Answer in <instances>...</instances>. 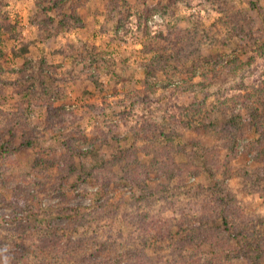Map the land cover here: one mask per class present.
Wrapping results in <instances>:
<instances>
[{
    "label": "rangeland",
    "instance_id": "rangeland-1",
    "mask_svg": "<svg viewBox=\"0 0 264 264\" xmlns=\"http://www.w3.org/2000/svg\"><path fill=\"white\" fill-rule=\"evenodd\" d=\"M112 8L116 16H112ZM0 14L16 22L21 33L17 41L0 33V50L8 57L0 60V78L8 84L20 81L22 90L32 89L30 96H25L12 85L7 88L6 99L0 103V128H24L27 123L11 122L18 119L42 132L49 116L44 107L48 100L38 96L36 87L44 81L51 83L54 77L61 80L58 85L64 95L49 99V104L59 113L72 115L65 129L76 138L77 148L103 146L108 158H128L136 153L148 163L154 158L150 150L167 144L166 136L154 130L159 126L164 135L180 133L170 155L188 170L171 182L153 173L147 183L153 197L126 181L112 186L109 194L96 196L100 187L91 181L81 184L76 192L65 188L62 194H54L48 188L37 199L29 198L36 215L0 203V264H9L10 255L24 258L25 264H72L67 263V253L59 254L55 261L51 250L45 249L47 232L42 224L59 230L65 240L72 238V254L92 258L89 264H102L108 259L106 252L92 240L85 243L84 232L88 236L98 233L104 239L109 234L117 238L128 235L137 221L131 217L134 207L175 224L180 217L169 205L166 209L167 198L183 204L206 201L208 190L221 182L241 208L235 213L246 217L241 221L236 218L238 236H219L223 250L216 253L212 246L201 243L203 238L212 242L216 236L210 220L199 221L206 216L201 215L188 220L182 231L188 238L186 249L178 255L158 243L162 255L157 258L162 264H264V134L258 125L246 127L232 154L230 137L223 139L212 131L195 133L173 119L177 108L199 103L209 106L217 102L219 93L240 102L241 112L252 107L264 114V0H61L58 8L54 0H0ZM72 14L81 16L84 28L71 26ZM64 18L67 28L60 25ZM174 24L175 34L169 37ZM232 28L252 37L250 45L240 47L242 38L234 36ZM163 38H171L186 51L169 58L166 54L171 50L162 54ZM22 42H32L28 53L13 58L12 50ZM150 64L155 67L151 75L146 70ZM227 117V113H218L217 125L222 126ZM71 121L75 122L73 129ZM29 132L34 134V130ZM23 136L15 143L20 144ZM192 141H199L200 147L193 148ZM204 151L210 158H203ZM16 158L15 164L0 162L7 202L13 189L23 184V173L32 169L35 152L23 148ZM106 201L114 205L117 217L94 219L98 215L92 209ZM67 208L80 211L90 220L88 225L82 222L73 230L79 224L67 216ZM192 230L201 241L190 239ZM133 239V249L144 245L137 235ZM146 253L154 256L150 248Z\"/></svg>",
    "mask_w": 264,
    "mask_h": 264
},
{
    "label": "trees",
    "instance_id": "trees-1",
    "mask_svg": "<svg viewBox=\"0 0 264 264\" xmlns=\"http://www.w3.org/2000/svg\"><path fill=\"white\" fill-rule=\"evenodd\" d=\"M60 1L61 0H54V4L57 8ZM111 12L112 16H116V11L113 8L111 9ZM223 13L224 15L226 14L225 11ZM69 18L73 21V24H71L73 28H84L81 16L78 14H72ZM65 19L67 18H64L60 22V25L67 28L69 24ZM175 29L176 27L174 24L171 26L169 37L171 34H175ZM232 30L235 33L234 36H238V38L240 36L242 38L240 47L243 45H250L253 40L252 37L240 34V31H237L234 28H232ZM0 33L8 35L9 38L14 41L21 38L18 24L16 22L13 23L11 18L7 15L0 14ZM179 39H181L180 35ZM163 40H166V44L162 46V54L163 52L165 53V51L171 50L166 54L169 58L174 56L175 53L178 54L180 51H186V49L177 47L171 38H163ZM190 41L192 45L196 44L193 39H190ZM31 45L32 42H22L20 48L12 50L13 58H20L26 55ZM7 59V54L0 50V60L6 61ZM154 69L155 67L151 66V64L146 67L149 75L154 72ZM60 81L61 80L52 77L51 83L44 81L43 84L36 87L38 96L46 101L48 100L47 103L45 102L46 105L44 103L39 104V107H43L44 104V107L49 110L47 124L42 132L39 133L37 128L30 129L28 122L18 119H16L17 121L11 120V122H24L27 123V125L24 126V128L18 126V129L15 128L16 125H8V128H0V162L15 164L17 162V154L23 148L35 152V160L32 169L23 173V184L13 189L11 200L9 202L6 201L7 186L4 183V177L0 170V203H3L4 206L8 207L15 205L21 209L22 214L34 213L36 215L37 212L31 207L29 198L37 199L38 195L44 193L48 188L54 194H62V191L65 188H71L76 192L81 184L91 181L98 184L100 187L96 196L101 195L102 193L109 194L112 186L122 185L126 181L135 188H139L144 194L148 193L150 197H153L152 192L147 188L148 180L153 173H156L159 179L166 178L170 182L175 178H182L186 175L188 170H185V165L178 164L175 158L170 155L172 151H174L173 147H175V138L180 135L177 130L172 136V134L164 135V132L161 131L159 126L154 128V130L157 129L160 131L164 137L166 136L167 144L164 147H155L154 151L151 149L150 155L153 154L154 158L148 163H145L141 158H138V154L136 153H132L128 158H108V155L103 152V146L99 148H91L90 150L77 148L76 138L69 130L66 131L67 128L65 129L66 124L73 118L72 115L64 112L59 113L58 108H53V106L49 104L52 102L49 101V99H57L64 95V90L58 85ZM19 83L20 81L15 80L14 84H8L0 78V103L5 101L6 90L11 85L16 87L17 91L20 90V94L30 96L32 89L26 87L22 90ZM220 94L221 93L215 96L217 102L212 103L209 106L204 103H199L190 108H177L176 112L173 113V119L184 123L190 131L195 133L212 131V133L214 132L218 136H223V139L230 137V140L228 141L230 144L229 147L232 154H235L240 133H242L246 127H257L256 125H258L259 132L264 134V129H262L264 128V114H260L256 109L253 111L251 109L252 107H248L246 112H241L239 111L240 102L236 99L235 102L233 98L224 94V96H221ZM229 104L233 105L231 107L232 109L230 108L231 111L227 110ZM23 108L24 107L19 105L20 112H23ZM241 108L243 109L244 106ZM218 113H227L230 116L227 117L229 120H225L222 126L217 125ZM11 115L13 116L14 113ZM74 124L75 122L71 121V129L75 127L73 126ZM30 130H34V134L30 133ZM21 134L24 136L20 144L15 143L14 140H17ZM191 143L193 148L200 147L199 141H192ZM259 146L263 147V140ZM179 149H182V147ZM207 152L208 151H204V153H202V156L205 159L210 158V155H208ZM211 174L213 175L212 169ZM160 188H162V190L164 189L163 186H160ZM19 193H24L26 197H21ZM185 193L186 195L188 194V192ZM208 193L209 200L202 202L190 200L189 203L187 202L183 204L176 201L171 202L169 201V198H167L168 200H165L167 201L166 209L167 205H169L175 216L180 217L175 224L170 221L160 220L156 215L148 214L147 212H140L139 208L136 209L134 207V212H131V217L137 219V221L136 224L133 225L132 231L129 230L131 232L128 235L125 233H119V235H121L117 238L108 233L109 235L104 239L102 238L103 236L98 233L88 236L87 233L84 232L86 235L84 234L85 237L83 240L87 244L92 240V244L106 252L108 259L106 261L104 260L102 264H162L163 261L157 258L162 255L158 252V243L171 247L174 252L179 255L180 251L186 249L185 242L188 241V238H184L182 235V231L185 232V228L187 227L186 222L195 217L206 215L205 217H201L199 221L202 222L205 219L210 220L216 236L213 237L212 242L208 243L204 238L203 241L197 240L196 238L198 236L195 234L198 232L192 230L193 238L190 239H193L195 242L201 241L203 244H208L213 247V251L220 253L223 248L218 237L227 234L237 237L238 234L236 233L239 230V226L235 225V222L237 221L236 218L239 217L241 221V218L246 220V217L242 215V213H235V211L241 212V208L237 206L236 199L231 195L229 190H227L223 182L210 188ZM99 200L101 201V199ZM137 204V201L133 202L134 206ZM95 208L92 210H95V215L98 216H95L94 218L92 217L94 215H91V219H111L117 217V211L115 210L114 205L109 201L101 203L98 209ZM66 211L67 216L72 219V222L79 224L73 230H76L77 227L81 226L82 222L88 225L90 220L85 219L80 211L73 208H67ZM42 226L47 232L45 237L48 246H46L45 249L49 248L51 250L55 261L59 254L66 255L67 253V263H93L91 262L92 258L90 257L81 256L78 252L72 254L75 251L74 246L71 245V243H73L72 238L69 239L68 237V239L65 240L59 235V230H53L47 224H42ZM177 227L178 230H176ZM200 228H198L199 231ZM136 235L142 239L144 245L133 249V238L136 237ZM48 238H51V241H48ZM154 243H156V246H153ZM145 247L146 251L148 248L152 249L154 256L146 253ZM164 247L165 246H163V248ZM7 258L10 260L9 264H25V262H23L24 258L15 259L16 257H14V255L7 256ZM44 261H46V258H44ZM42 264L46 263L43 262Z\"/></svg>",
    "mask_w": 264,
    "mask_h": 264
}]
</instances>
